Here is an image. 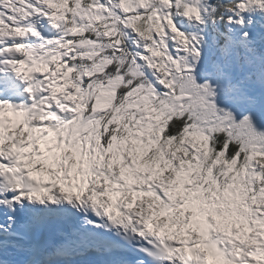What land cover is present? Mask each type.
I'll return each instance as SVG.
<instances>
[{"label":"snow or ice","instance_id":"snow-or-ice-1","mask_svg":"<svg viewBox=\"0 0 264 264\" xmlns=\"http://www.w3.org/2000/svg\"><path fill=\"white\" fill-rule=\"evenodd\" d=\"M0 264H264V0H0Z\"/></svg>","mask_w":264,"mask_h":264}]
</instances>
